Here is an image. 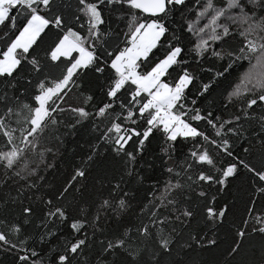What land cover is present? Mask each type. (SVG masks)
Segmentation results:
<instances>
[{
  "label": "snow or ice",
  "instance_id": "6c2138e0",
  "mask_svg": "<svg viewBox=\"0 0 264 264\" xmlns=\"http://www.w3.org/2000/svg\"><path fill=\"white\" fill-rule=\"evenodd\" d=\"M72 9L0 0L7 264H204L175 257L219 247L222 229L224 264L255 237L259 254L241 264H264V0H75ZM88 73L106 102L93 104ZM85 127L78 162L51 183L66 138ZM153 138L159 153L148 157ZM242 177L240 211L226 197Z\"/></svg>",
  "mask_w": 264,
  "mask_h": 264
},
{
  "label": "trees",
  "instance_id": "16d2710c",
  "mask_svg": "<svg viewBox=\"0 0 264 264\" xmlns=\"http://www.w3.org/2000/svg\"><path fill=\"white\" fill-rule=\"evenodd\" d=\"M70 3L73 5V9L75 7V0H69ZM191 7V5H189ZM69 11V18H70V12ZM179 17L177 16V19ZM51 36V34H50ZM49 41V37H45V42L42 44V47L45 46ZM156 55H159V53H156ZM238 73L236 71L232 72V75L228 77V80L222 81L219 87L213 90V96L216 98H219L220 94L223 92V89L228 86V82L232 80ZM205 80L207 79L206 77H202ZM83 82L89 86L91 93L94 95L95 99L93 101V104H99L100 102H106L105 97L103 95V92L101 91L99 81L95 76H93L91 73H88L84 78ZM90 111L92 110L91 108L89 109ZM231 111V109L227 110ZM90 127V126H89ZM89 130L88 127L80 129V131L77 133L75 136H68L66 138L65 142V147L61 149L60 154L57 155V157L54 160V163L56 165L55 170H49L50 176V182L59 185L64 182L65 178L67 177L68 173L71 172L73 166L78 162L79 156L75 155L72 151L73 148H76L78 144H84L85 140L88 139L89 137ZM131 150V148L129 149ZM101 151H104L101 149ZM159 153V141L158 138H153L152 142L150 145H148V153L147 156L151 157L153 154ZM50 161L52 158H49ZM253 162H258V158L254 160ZM143 174V173H142ZM243 177L241 180L234 181L231 188H230V195L226 197L227 200L229 201H235L237 204V207L240 211L243 210V200L246 199V194L242 191H240V187L242 184ZM152 183V181H145V188L141 190L140 195L144 196L146 195V189L147 186ZM20 209L19 207L12 206L11 208L8 209V215L12 219H20L19 217ZM3 214V213H0ZM41 213L39 210L37 211V216H40ZM200 218L198 217V220ZM231 219V217L229 218ZM39 219L33 218V220L28 224L25 225V229L27 232H35L38 231V229L35 227L36 225L39 224ZM196 226V222H193V227ZM117 227V225L113 222L110 224V229L114 230ZM65 236L68 235L67 230H65L64 233ZM225 235V230H221V243L220 246L217 248H209L208 250L205 251H200L197 249L195 252L188 253V256L185 257L184 253H180L179 256H176V259H194L196 261H203L204 264H224V261L226 259L231 260L230 257H227L226 252L224 251L225 248H227L228 243L230 241V234H229V239H223ZM101 239L103 237H100ZM57 241L53 240L52 245H56ZM259 247H260V239L259 237H255L252 241L246 242L245 244V250L241 253L240 256H237L234 261H232V264H241V262H245L249 260L251 257L249 256V252L255 248L256 254H259ZM7 257L5 253L0 252V264H7Z\"/></svg>",
  "mask_w": 264,
  "mask_h": 264
}]
</instances>
